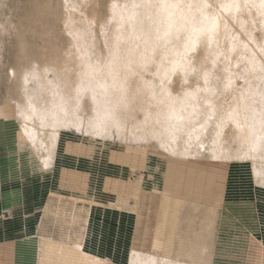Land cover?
I'll return each mask as SVG.
<instances>
[{
	"label": "rangeland",
	"instance_id": "374dc122",
	"mask_svg": "<svg viewBox=\"0 0 264 264\" xmlns=\"http://www.w3.org/2000/svg\"><path fill=\"white\" fill-rule=\"evenodd\" d=\"M113 1L86 0L79 5L83 18H74V25L83 33L80 42L86 43L90 59L103 46L100 39L91 42L99 36ZM220 1L208 0L206 9L187 14L182 40L175 35L166 40L162 33L152 37V62L142 64L134 77L156 88L158 112L179 113L180 121L168 124L174 126L169 135L159 126L151 129L142 123L147 103L141 99L132 109L133 120L100 136L93 133L92 124L60 126L46 168L30 144L18 138V120L7 106L14 94L6 74L11 67L68 48L76 33L63 26V0L0 2V264H35L42 238L80 245L81 251L106 264H130L134 250L157 255L164 264H264V161L256 165V173L246 142L237 147L224 138L228 145L223 150L218 137L230 133L233 123L249 120L250 109L264 119V85L245 83L241 75L231 80L241 39L238 14L224 27L202 83L176 80L165 72V58L181 54L182 41L202 14L223 13ZM232 1L242 0H228L225 6ZM157 18L159 23L162 17L153 13L147 20ZM146 21L139 23L141 30L148 27ZM229 82L242 98L240 108L232 111L225 107ZM180 89L177 101L159 99L161 91ZM134 95L135 90L129 91L130 98ZM262 124L264 134V120ZM189 162L196 171L216 163L211 178L199 176L203 185L187 190L186 202L195 200V206L175 201L184 190Z\"/></svg>",
	"mask_w": 264,
	"mask_h": 264
},
{
	"label": "bare ground",
	"instance_id": "6f19581e",
	"mask_svg": "<svg viewBox=\"0 0 264 264\" xmlns=\"http://www.w3.org/2000/svg\"><path fill=\"white\" fill-rule=\"evenodd\" d=\"M63 1L66 18L63 26L76 33L74 37L70 36L69 47L51 51L44 58L42 56L41 61L30 60L25 66L17 69L11 67L6 74L12 83L14 94L7 106L15 120H18L19 140L30 144L31 151L41 166L46 168L51 163L59 142L60 126L70 127L78 124L85 127L92 124L93 133L100 136L115 126L119 127L121 123L133 120L132 109L141 99H145L147 103L142 123L151 129L159 126L169 135L174 126L170 128L168 124L180 121L179 113L175 110L158 112L154 103L156 88L144 83L145 81L138 82L134 77L140 75L142 64L152 62V37L162 33L166 40L174 35L182 40L186 36L185 26L189 22L187 14L191 16V11L196 14L203 8L206 9L208 0H114L107 7L108 13L100 24L99 36H93L96 39H92L91 43L100 39L98 42L103 44L93 59L89 58L86 43L80 42L82 31L74 25V18L76 21H82L83 15H79L82 9L79 5L86 0ZM227 1H220L221 4L224 3L223 13L215 16H209L206 12L202 14L198 25L187 33V40L182 41L183 49L180 50L179 56L170 59L167 55L165 59H169V62L165 72L170 78L180 81L192 79L193 82L202 83L204 72L209 70L207 67L211 63V54L220 43L224 27L229 25V19L233 21L238 14L241 39L233 55L231 80L234 81L235 75H241L245 83H251L255 87L264 85V0L232 1L225 6ZM153 13L162 17L159 23L158 18L155 21L147 20ZM145 21L149 23L148 27L141 30L139 23ZM92 29L91 27V35L94 33ZM256 81L259 82L258 85L253 84ZM179 88H182V85ZM132 89L135 90V95L130 98L129 91ZM171 91H161L159 99L167 103L177 101L181 89L176 90L177 92ZM228 91L226 109H239L242 99L239 89L229 82ZM263 106L264 104L261 105ZM253 113L252 109L248 110L249 120L243 124L233 123L230 133L223 131L218 137L221 140H231L237 147L246 142V152L254 162V171L257 173L260 168L256 165L264 161V119L262 114L256 116V113L252 115ZM224 142L226 141L221 142L223 150L228 145ZM168 156L174 158L169 151ZM191 164L185 163V187L179 200L175 201L195 206V200L186 202V199H189L187 190L203 185L199 176L210 175L211 178L216 163L207 164V168L202 166L198 171L194 170L195 167ZM219 165L226 167L224 163ZM261 180H264V177ZM80 248V245L70 246L42 238L34 263L106 264L103 259L87 254ZM129 263L165 262L157 255L150 256L147 252L134 250Z\"/></svg>",
	"mask_w": 264,
	"mask_h": 264
}]
</instances>
